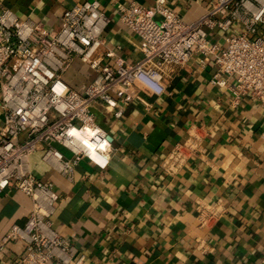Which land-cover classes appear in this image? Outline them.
I'll return each instance as SVG.
<instances>
[{
    "label": "crops",
    "instance_id": "obj_1",
    "mask_svg": "<svg viewBox=\"0 0 264 264\" xmlns=\"http://www.w3.org/2000/svg\"><path fill=\"white\" fill-rule=\"evenodd\" d=\"M93 0H0L22 20L50 32L62 26L66 10ZM109 23L105 47L128 63L141 59L140 39L119 18V8L155 0H97ZM217 0H168L185 22L201 17ZM222 33L212 39L223 45ZM213 61L194 57L166 73L167 93L138 92L117 119L101 103L92 107L108 134L110 164L104 171L86 160L72 181L53 171L38 151L32 174L51 181L61 201L53 228L76 249L83 264H264V107L246 97L234 102L232 88L212 83ZM81 90L91 72L75 60L63 76ZM2 120L0 117V131ZM198 150L174 177L162 164L176 144ZM64 153H68L61 149ZM31 200L10 187L0 195V237L23 225ZM201 210L214 215L204 224ZM24 245L12 241L0 264H22Z\"/></svg>",
    "mask_w": 264,
    "mask_h": 264
},
{
    "label": "built area",
    "instance_id": "obj_2",
    "mask_svg": "<svg viewBox=\"0 0 264 264\" xmlns=\"http://www.w3.org/2000/svg\"><path fill=\"white\" fill-rule=\"evenodd\" d=\"M119 13L141 41V59L134 63L105 47L109 20L97 0L66 10L57 32L20 19L0 3V195L13 187L32 203L25 223L0 237V253L21 242L22 264L84 262L53 228L61 197L51 181L32 174L30 159L41 151L42 161L68 181L84 160L106 170L111 149L92 111L95 104L117 119L134 100L148 106L138 92L167 93L166 73L197 57L202 66L213 61L212 83L227 86L224 75L235 79V103L246 97L264 107V0H217L192 22L172 11L168 0H155L151 8L132 3ZM212 33L224 34L223 45ZM75 60L91 72L81 90L63 78ZM197 150L191 141L176 144L163 171L174 177ZM213 216L201 210L198 218L204 224Z\"/></svg>",
    "mask_w": 264,
    "mask_h": 264
}]
</instances>
